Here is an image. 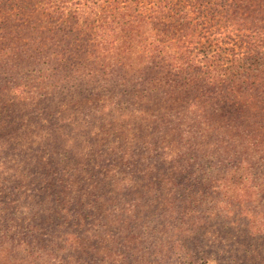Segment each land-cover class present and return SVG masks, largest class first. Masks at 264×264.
<instances>
[{
  "label": "rangeland",
  "instance_id": "rangeland-1",
  "mask_svg": "<svg viewBox=\"0 0 264 264\" xmlns=\"http://www.w3.org/2000/svg\"><path fill=\"white\" fill-rule=\"evenodd\" d=\"M0 68V264H264V0H0Z\"/></svg>",
  "mask_w": 264,
  "mask_h": 264
},
{
  "label": "trees",
  "instance_id": "trees-1",
  "mask_svg": "<svg viewBox=\"0 0 264 264\" xmlns=\"http://www.w3.org/2000/svg\"><path fill=\"white\" fill-rule=\"evenodd\" d=\"M90 15V14H89ZM88 15V16H89ZM82 14H77V15H75L74 17H73V19H76L77 20V22L75 23L77 26H78V22H80V20H81V18H82ZM83 17H85V16H83ZM89 17H91V16H89ZM94 17H95V19H97V23H98V25L99 26H101V28H102V25H104L105 23H106V21L108 20V19H110L111 18V14H108V13H106V11H102L101 13H99V12H96V13H94ZM94 21H96V20H94ZM112 23H118V24H120L121 25V23H120V21H119V19H113L112 21H111ZM113 24H110L109 25V27H111ZM81 27H83V29L85 28V29H87L88 28V26H87V24H86V17L84 18V22L83 23H81ZM108 27V28H109ZM99 30H105V29H99ZM110 30H112V28L110 29ZM110 36V32L108 31V37ZM102 40H104L105 41V44H106V40L105 39H102ZM102 44V43H101ZM105 44H104V46H105ZM98 47V46H97ZM111 50H115V51H125L126 49H123V48H121V47H114V46H112V48H111ZM157 50H158V48H156L155 49V51L153 52V55H151L150 56V61H149V64H151L152 63V60L155 58V56H156V53H157ZM103 53V54H105L106 52H107V48H104V47H101V51H99V53ZM249 60L250 59H246V61H247V63L250 65V66H252V64H250L249 63ZM37 62V58L36 59H33V64H35ZM186 68H192V69H198L199 70V72H203V73H205L204 72V70H203V68H202V66L200 65V62H197V63H192V64H190V65H188V66H186ZM4 70L5 69H3V68H0V75H2V77H7V76H9L7 73H5L4 72ZM52 70V72H54L55 71V69L54 68H52L51 69ZM203 70V71H202ZM209 70V64H207L206 65V71H208ZM36 73V70H33V71H28V73ZM39 72V71H38ZM37 72V73H38ZM40 73V75H38L37 76V78L39 77V76H41V72H39ZM210 81H212V79H209ZM10 80H8L7 81V83L9 82ZM210 83H212L213 85H217V80L216 79H213V81L212 82H210ZM18 88H22V87H20V85H19V87H11V88H9L7 85H1V92L2 91H6V90H8V89H14V90H16V89H18ZM24 88V87H23ZM179 138V137H178ZM180 139H182V138H180ZM196 140V138L194 137V139H192V140H190L189 141V143H190V147H193L194 149H197L198 150V148L199 147H201V145L200 144H196V143H194V141ZM254 154L255 155H257L258 154V150H256V151H254ZM242 161V162H241ZM240 162L239 161H236V164H235V167L238 169V168H240V166L243 164V163H246V160H241ZM221 164H219V166H220ZM251 166H250V171H249V177L250 178H253L254 180H253V185H252V188H254V187H257L259 190H260V192H263L264 193V158H261L260 160H259V162L257 163V164H255V163H253V164H250ZM218 167H215V168H213V170H215V169H217ZM233 169V168H232ZM209 180V179H208ZM203 183H199L198 185H202ZM14 190L16 191L17 190V188H14ZM208 191H207V195H203L199 200H200V202H204V201H206L207 202V200H208V198H212V200L214 201L215 200V197L213 196V195H211L209 192H210V189L208 188L207 189ZM192 195H194L195 197L196 196H198V193H196V191H193L192 192ZM93 199L95 200V199H97L96 197H95V194H93ZM261 201V204H258V206L257 207H259V208H261V209H263V211H264V199H261L260 200ZM96 202H97V200L96 201H94L93 202V204L91 205L92 207H94L95 205L94 204H96ZM49 213H50V216H51V218H50V221L51 220H53V218H55V220H58V219H61V217H60V214H59V211H57V210H55V209H53L52 211H49ZM52 215H55V217H53ZM79 215H78V213H75V217L77 218ZM58 218V219H57ZM1 223H0V236L1 237H3V238H10V234L11 233H13V235L11 236V237H13V236H16V230H19V228H21L20 226H14V225H12L13 224V222H16L14 219L13 220H11L9 223H3V221H0ZM17 224V223H16ZM30 229V228H29ZM23 230L24 231H26V229L23 227ZM31 230H36V229H30L29 231H28V233H32L31 232ZM23 235V234H22ZM71 233H69V232H67L66 234H65V237H66V239H65V241H64V243H63V245H59V246H57V249H56V251H55V253H58L59 251H61L62 249H63V246H65L66 244H68V242L70 241V239H71ZM83 255H87V254H83ZM133 257V256H132ZM52 258H55L54 256L52 257ZM81 258V257H80Z\"/></svg>",
  "mask_w": 264,
  "mask_h": 264
}]
</instances>
